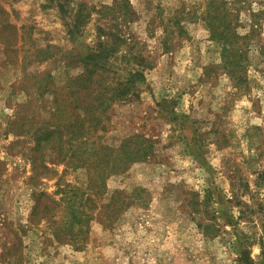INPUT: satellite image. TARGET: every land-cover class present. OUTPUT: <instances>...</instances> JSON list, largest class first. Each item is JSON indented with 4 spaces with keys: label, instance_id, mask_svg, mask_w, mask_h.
<instances>
[{
    "label": "rangeland",
    "instance_id": "rangeland-1",
    "mask_svg": "<svg viewBox=\"0 0 264 264\" xmlns=\"http://www.w3.org/2000/svg\"><path fill=\"white\" fill-rule=\"evenodd\" d=\"M0 9V264H264V0Z\"/></svg>",
    "mask_w": 264,
    "mask_h": 264
},
{
    "label": "trees",
    "instance_id": "trees-1",
    "mask_svg": "<svg viewBox=\"0 0 264 264\" xmlns=\"http://www.w3.org/2000/svg\"><path fill=\"white\" fill-rule=\"evenodd\" d=\"M0 16L2 17V18H4L5 17V21L7 20L6 18H8V13L5 11V10H3V9H0ZM7 25H8V23H7ZM91 57V56H90ZM84 62H86V61H84ZM137 65H139V64H137ZM142 68H145V66H141ZM133 76L134 77H136V78H138V79H140V81H143V72H139V71H136L135 73H134V75H132V76H130V78L131 79H133ZM132 83H134L133 82V80H128V84H132ZM114 89H116V88H114ZM112 91H113V89H112ZM128 91H129V89H127V87H121L120 86V88H119V90H118V95L119 96H122V95H126V93H128ZM87 113H89V112H87ZM120 154H123V152H121ZM146 156V155H145ZM115 161L117 160V159H119L118 158V155H115ZM115 171H117V167L115 168ZM136 190L133 192L134 194H136ZM116 209V208H115ZM76 212H77V210H73L72 209V211H71V214H70V216H71V222H72V224H78L79 223V220H81L80 218H77V214H76ZM54 236L55 237H57V235H55L54 234ZM57 239V238H56Z\"/></svg>",
    "mask_w": 264,
    "mask_h": 264
}]
</instances>
